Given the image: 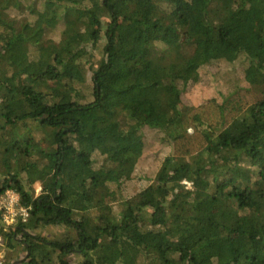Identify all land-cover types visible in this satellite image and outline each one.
I'll return each instance as SVG.
<instances>
[{
    "label": "trees",
    "instance_id": "trees-1",
    "mask_svg": "<svg viewBox=\"0 0 264 264\" xmlns=\"http://www.w3.org/2000/svg\"><path fill=\"white\" fill-rule=\"evenodd\" d=\"M240 54L253 99L187 101L204 65ZM146 128L169 152L124 196ZM9 190L29 216L0 214L5 264L20 248L23 264H264V0H0ZM49 225L70 233L35 232Z\"/></svg>",
    "mask_w": 264,
    "mask_h": 264
},
{
    "label": "rangeland",
    "instance_id": "rangeland-1",
    "mask_svg": "<svg viewBox=\"0 0 264 264\" xmlns=\"http://www.w3.org/2000/svg\"><path fill=\"white\" fill-rule=\"evenodd\" d=\"M173 8L176 13L187 12L186 3L182 1L174 4ZM50 39L52 43H57L58 35L53 34ZM247 65L248 61L244 54H240L233 61L219 60L204 65L200 69V80L191 87L187 94V101L199 103L210 98H216L218 101L228 104L229 101L253 99L255 92L249 88L244 79V71ZM145 134L146 146L136 171L137 177L132 180V183L125 184L122 193L124 196H132L145 185L153 183L156 172L160 169L161 163L169 152V146L161 140L162 135L159 131L146 128ZM40 190L41 186L36 185L37 193ZM35 232L48 239H62L70 233V230L63 226L49 225L41 227ZM4 251L2 250L3 258L6 260ZM27 254L25 248L17 249L11 256L9 264H23Z\"/></svg>",
    "mask_w": 264,
    "mask_h": 264
},
{
    "label": "built area",
    "instance_id": "built-area-1",
    "mask_svg": "<svg viewBox=\"0 0 264 264\" xmlns=\"http://www.w3.org/2000/svg\"><path fill=\"white\" fill-rule=\"evenodd\" d=\"M184 182L191 186L190 182ZM2 197L3 198L0 201V214L3 215L4 221L7 224H15L19 217H21L23 221L27 220L29 216V210L28 208L19 207V195L16 192L9 190L7 191L6 195ZM0 264H5L2 251H0Z\"/></svg>",
    "mask_w": 264,
    "mask_h": 264
}]
</instances>
